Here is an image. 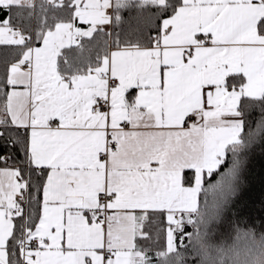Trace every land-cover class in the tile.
Listing matches in <instances>:
<instances>
[{"label":"snow or ice","instance_id":"6c2138e0","mask_svg":"<svg viewBox=\"0 0 264 264\" xmlns=\"http://www.w3.org/2000/svg\"><path fill=\"white\" fill-rule=\"evenodd\" d=\"M257 150L264 0H0V264H264Z\"/></svg>","mask_w":264,"mask_h":264},{"label":"trees","instance_id":"16d2710c","mask_svg":"<svg viewBox=\"0 0 264 264\" xmlns=\"http://www.w3.org/2000/svg\"><path fill=\"white\" fill-rule=\"evenodd\" d=\"M262 176H264V156H261L259 150H257L252 166L251 185L247 191L242 193V200L255 209L253 217L257 220V223H259L261 215L260 203L264 199V183L261 182Z\"/></svg>","mask_w":264,"mask_h":264}]
</instances>
